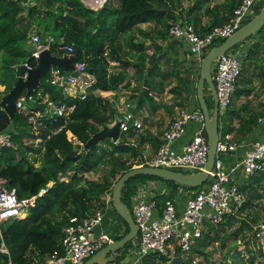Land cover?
I'll return each instance as SVG.
<instances>
[{
	"label": "trees",
	"instance_id": "16d2710c",
	"mask_svg": "<svg viewBox=\"0 0 264 264\" xmlns=\"http://www.w3.org/2000/svg\"><path fill=\"white\" fill-rule=\"evenodd\" d=\"M23 1L26 0L0 3V86L2 87L0 94H5L13 86L14 66L25 63L36 65L31 58L32 51H29V46L26 44L28 34L35 27L38 29L36 34L41 37L42 45H45L47 37H52L56 43L63 41L64 44L71 45L74 49V54L70 56L71 63L83 62L87 74L92 76L95 82L87 90L85 100L80 101L62 95L57 88L46 82L47 76L41 79V87L37 92H40L42 97L48 95L53 101L75 106L66 123L63 119H42L41 125L34 129L28 122V116L16 113L9 129L14 148L0 151V179L5 181L7 189L16 190L18 198L34 196L35 204L28 209L25 218L9 220L3 225V239L9 251V259L0 255V264H8L9 261L11 264H38L53 254L62 256L63 229L68 224V218H83L99 211L104 212L105 202L101 199L102 196L111 194L118 178L132 169L135 160L131 159L132 162L129 163L128 159L137 157V152L126 142V138L135 135L132 130L125 135L122 134L124 137L121 142L117 141L116 144L111 142L107 151L100 150L96 146L82 150L79 146V144L84 145L92 134L112 123L119 116L117 109H114L99 92L125 90L130 88L131 82H134L135 95L130 99L136 105L135 111L146 107L154 111L158 105L151 93L160 95L166 88H168L167 92L177 100L172 107L181 108L182 99L186 100V107L190 97H195L198 73L194 81L192 74L196 73L199 68L196 64L200 62L193 57L194 60L190 65L181 64L184 59L179 58V47L186 49L183 53L192 55L181 41L168 36L169 28L180 23L192 26L198 34H205L227 22L232 10L240 2V0H221V5L205 8L204 12L212 14L213 20L208 27H197V19L190 17V14L198 12L202 6L215 0H117V7L108 0L96 12L85 8L80 0H50L42 15H39L41 13L34 5L20 3ZM182 1H193V3L187 10L182 11ZM155 4L158 10L155 9ZM164 8L168 10L163 11ZM220 9L224 10L225 14L219 16ZM67 17L72 18L73 21ZM143 24H149L151 28L140 29L139 26ZM260 33L261 31L257 32L259 39L264 41ZM65 35L67 42L64 40ZM252 37L254 36L245 41H249ZM117 40H121L122 44ZM146 42L154 49L151 54L147 53ZM208 47V50L203 52V57L214 45ZM50 51L59 57L64 54L62 51L56 52L54 46L50 47ZM250 54L249 52L244 57L243 65L249 63ZM112 62L122 68L117 69L116 65H111ZM193 66L198 68L194 70ZM184 67H191V72ZM129 68L134 71L132 77L128 75ZM237 85L238 81L235 90ZM239 92H241L239 95H242L249 91L241 89ZM207 98L206 103L211 111ZM33 108L43 111L44 105L39 100ZM196 109H199L197 101ZM60 127H63L60 132L52 134ZM226 133L223 132V135ZM68 134L78 143L73 144ZM36 139H41L42 142L38 146L28 147L27 140ZM160 142L161 139L158 144ZM71 152L75 155L70 156ZM125 155L128 156L127 159ZM102 168L103 173L100 174L99 180H89L85 177V174L98 170L100 172ZM259 175L260 178L256 177ZM262 175L264 174L247 178L254 181L258 189L252 188L249 181L247 184L237 186L246 196V202L238 213L253 207L254 202L260 201L264 204L260 193L264 190ZM149 182H158L165 186L163 194L156 192L152 195L159 211L165 201L173 200L178 188L197 189L161 178L136 176L129 179L121 190V200L130 211L133 196L142 185ZM42 191L44 192L39 195ZM110 207L116 215L112 201ZM235 221L233 217H228L218 227L229 226ZM121 222L124 225V232L114 240H119L128 232L127 225L122 220ZM238 230L232 233L233 240H237L240 233ZM242 235L244 236L243 233ZM228 239L229 236L223 238L222 247ZM202 241L206 246L207 236ZM131 243L126 244L119 251L120 255L114 264L122 261V254L131 247ZM155 258V256L147 257L141 261V264H153L152 260ZM235 258L238 259L239 256L233 257L231 262L224 260L219 264L255 263V256L246 260ZM159 259L166 262L163 257Z\"/></svg>",
	"mask_w": 264,
	"mask_h": 264
},
{
	"label": "built area",
	"instance_id": "2783aa9c",
	"mask_svg": "<svg viewBox=\"0 0 264 264\" xmlns=\"http://www.w3.org/2000/svg\"><path fill=\"white\" fill-rule=\"evenodd\" d=\"M9 1L17 2V0H0V3ZM260 1L240 0L238 6L232 10L227 22L205 34H198L190 25L176 23L169 28L168 36L186 45L188 52L200 62L203 57V50L215 40H225L237 31L249 16L253 6ZM106 2L107 0H81L83 6L91 11L99 10ZM30 44L35 46V50L31 54L35 64L38 53L43 49L50 50L51 46H54L56 52L62 51L69 56L74 54L71 45L64 44L63 41L56 43L52 37H47L45 45H42L41 37L37 34H31ZM23 65L27 70L36 66L27 63ZM75 66L76 71L71 74H66L65 69H49L46 74V82L57 88L62 95L83 101L86 98L87 90L94 84L95 80L87 74L83 62H78ZM242 70V61L237 54L228 51L220 54L212 63V80L219 110H225L231 104L236 82L240 78ZM37 91L26 96L28 101L24 97L17 100L16 111L28 116V122L34 129L41 125L42 119H63L66 123L75 106L53 101L49 99L48 95L42 97L41 93ZM39 100L44 105L43 111L33 108V105ZM26 102H30L32 107H26ZM260 104L264 111V94L260 97ZM117 112L119 116L115 120L120 122V134H127L130 130L137 132L143 129V122L140 120L143 110L135 111L133 105L124 100L121 109ZM115 120L107 127L112 126ZM188 122L195 123L197 127L190 141L182 147V152L176 153L172 145L184 135ZM257 124L264 127V113L257 119ZM62 128L54 130L52 134H57ZM70 139L74 144L75 138L71 136ZM41 142V139L34 140V146ZM5 148H14L9 132L0 133V151ZM236 149L237 144L229 142L228 135L219 136L216 160L212 171L209 173V183L198 187L193 192L192 197L186 200L181 214H177L174 200L165 201L160 211L156 208L152 195L156 192L164 193L165 186L162 183L149 182L137 190L132 198L131 215L138 228L136 254L139 261L152 256L165 258L167 264H170V261L175 258H179L182 262L188 260L196 242L203 238L205 224L218 226L226 218L236 215L241 210L246 202V196L239 191L237 185L231 183L230 174L235 169H240L246 178L264 174V143L253 142L250 145V150L245 152L241 162L230 171H225L220 157L234 152ZM207 153V136L201 111L199 109L192 111L181 109L162 132L161 142L155 154L141 166L166 169L183 174H187L186 172L188 174L197 173L203 169ZM61 180H65V178H61ZM105 196V205H110L111 194ZM34 204V196L20 199L16 190L7 189L5 181L0 179V255L9 259V251L3 239V225L9 220L25 217L28 209ZM101 223L102 213L100 211L83 218L69 217L68 224L63 229L62 247L64 254L62 256L53 254L38 264H83L100 249L114 241L112 235L104 233L102 230L96 239L92 238L93 228L96 225L101 226ZM8 264L11 262L9 261Z\"/></svg>",
	"mask_w": 264,
	"mask_h": 264
},
{
	"label": "crops",
	"instance_id": "0c3cea01",
	"mask_svg": "<svg viewBox=\"0 0 264 264\" xmlns=\"http://www.w3.org/2000/svg\"><path fill=\"white\" fill-rule=\"evenodd\" d=\"M48 1L50 0H26L20 3H27V4L34 5L38 11H41L42 9L46 10ZM111 2L113 6L115 7L118 6L117 0H111ZM256 7L257 5H255L253 10H256ZM40 13L41 14L39 15H42V12ZM196 16H193V18H196V19L198 18L197 23H196L197 27H208L213 20V18L210 19V22L208 21L209 22L208 24L201 23V20H199V18H201L200 13L196 14ZM141 27L142 25L139 26V28ZM37 31L38 29L36 27L32 28L31 33L36 34ZM31 33L28 34V41H26V44L28 46L31 45L30 44ZM257 40H258V37L256 36L252 40L246 41L244 45L246 46L248 42L253 43L254 41H257ZM257 67H258L257 64H255L253 68H250L251 73H249V78L247 79L246 83H244L242 79L241 80L239 79L240 81H238V85L236 87V90L234 91L231 105L227 109V113L222 117V121L219 122V136H223V132L226 131L227 132L226 135L229 136V142L237 144V149L234 152L224 154L220 157L225 171H230L232 168H234L237 164L241 162L242 158L244 157L245 152L250 150V145L253 142L259 141V142L264 143V127L257 124V119L261 117L264 113L263 108L260 104V97L264 94V70L261 69L260 67L257 69ZM244 76L245 75H242V78ZM241 89L245 91H249V92L239 95V93H241L239 92ZM0 90H2L1 86H0ZM120 90H124V89H120ZM99 93L102 97H105L111 103L114 109H117V107H114L115 105L114 100L106 96L108 95L109 96L113 95L114 97L118 96L119 91L99 92ZM151 94H152L154 101L157 103L158 107L155 108L154 111H152V108H148V107L141 109L143 110V113L140 116V120H142L143 122V129L140 130L139 132H135L134 136L130 138H126V142H128L137 152V157L134 158L135 162H133L134 165L132 168L141 167V165L146 160L150 159L155 154L159 146L158 142L161 139L162 132L166 129L168 124L176 117L177 113L182 109L176 106L172 107L171 103L170 105L168 104L164 106L162 105L160 99L159 101L156 100L157 94H155L154 92ZM2 95L0 94V96ZM133 95L135 94L133 93ZM209 95H210V92L207 90V93H205V96L209 97ZM127 96L128 95L124 96V100L126 99ZM158 96H161V95H158ZM123 102L124 101H121V103ZM183 109L187 111H192L196 109V100L194 96L190 97L189 103ZM196 127H197L196 124L193 122L187 123L184 135L180 139L175 141L172 145V148L176 153L182 152V147L190 141L192 134L195 131ZM81 145L82 144H79V146ZM260 176L261 175H259L258 177ZM262 177H264V175H262ZM230 179H231V183L237 186L247 184L249 181L252 184L251 186L252 188L258 189L257 184L251 179H247L246 177H244L240 169H235V171L230 174ZM262 184H264V181H262ZM193 192H195V190H186L181 187L175 191V196L173 200H174V205H175L177 214H181L183 212L186 200L192 197ZM105 197L106 196L104 195L102 196L101 199L104 201ZM263 202H264V199H263ZM107 206L110 207V205H107ZM256 206H257V202H254L253 207L255 209H256ZM261 207H264L263 203L261 204ZM106 209H107L106 212L103 214L101 230L104 233L112 235L113 238L122 235V233L124 232L123 223L113 213L112 210H108V207ZM104 221L106 223L105 226H103ZM230 227L231 225L218 227V226H212V225L210 226L208 224H205V230H204L203 235H204V240H205V236H207V243L209 245L204 246L202 243L203 239L197 241L190 255L191 256L198 255L204 258L206 257V255L204 254H207L206 249L210 248L211 245H213L215 247H220V250L218 253V255L222 254V257L220 258V262L224 260H226L227 262H231L233 260V257L239 256V252H240L238 250V252L235 253V255L231 254L230 249L235 246L234 244H237V246H240L241 250H244V251H246V245L245 243H243L242 234L239 233L238 235L239 238L241 235L240 242L237 241V242L231 243L228 239L227 242L224 243L225 246L222 247L221 241L223 240L225 236H228L227 234L229 232ZM249 231L250 230L247 229L244 232L247 234ZM212 240H214L215 242H212ZM137 243H138V239L135 238L131 243V247L122 254L123 256L122 261L118 262L117 264H141L136 254ZM250 244H252V242H250ZM247 247L249 249V243H247ZM204 248L206 249L204 250ZM200 252H202L203 254H200ZM119 255L120 253L118 252V256ZM114 261L109 264H114ZM219 263H215V264H219Z\"/></svg>",
	"mask_w": 264,
	"mask_h": 264
},
{
	"label": "water",
	"instance_id": "95a60500",
	"mask_svg": "<svg viewBox=\"0 0 264 264\" xmlns=\"http://www.w3.org/2000/svg\"><path fill=\"white\" fill-rule=\"evenodd\" d=\"M155 9L158 10L157 4H155ZM162 10L167 11L168 9L164 8ZM68 19L73 21L72 18ZM263 27L264 4L252 19L225 39L221 45L211 48L199 63L195 97L199 110L203 115V124L208 144L207 159L203 169L197 173L183 174L166 169L141 166L124 172L116 181L111 192V198L112 208L116 215L127 225L128 232L119 240H114L112 243L100 249L83 264L112 263L117 258L118 252L137 237L138 228L133 221L130 210L121 200V190L129 179L136 176L156 177L190 188H198L209 183V173L214 167L216 147L219 142V109L215 86L212 80V63L220 54L229 51L232 47L245 41L247 38L256 35ZM64 40L66 42L68 41L66 35L64 36ZM34 50L35 46L33 44L29 45V51ZM51 68L65 69L72 73L76 71V66L71 63L69 55L63 54L59 57L52 54L49 49H43L38 53L37 63L33 69L27 70L25 65L22 64L16 66L13 86L5 94L0 96V133L9 131L10 125L16 117L17 100L37 91L41 87V79L46 76L48 70ZM205 89H208L210 92L209 97L212 98L213 106L211 111L206 103ZM119 126L120 122L115 120L112 126L101 128L98 132L92 134L84 144L83 150H89L105 140H110L112 143L117 142L120 135ZM74 155V152L70 153V156ZM262 225L264 226V221ZM100 233L101 226L96 225L93 228L92 238L96 239ZM170 264H182V261L179 258H175L170 261Z\"/></svg>",
	"mask_w": 264,
	"mask_h": 264
},
{
	"label": "rangeland",
	"instance_id": "374dc122",
	"mask_svg": "<svg viewBox=\"0 0 264 264\" xmlns=\"http://www.w3.org/2000/svg\"><path fill=\"white\" fill-rule=\"evenodd\" d=\"M80 2H81V0H80ZM108 2L111 3V0H109ZM192 3H193V1H191V2L182 1L181 2L182 11H185L189 7H191ZM221 3H222L221 0H215L214 2H211L209 4H205L204 6H202V8H200V10L198 11L200 13V17L201 18H199V20H201V23L208 24L210 22V19L213 18V16L210 15L209 13L206 14L204 12V9L207 8V7L214 6V5H221ZM263 4H264V0H261L259 3H256L255 5H257L258 8L256 7V10H253V8L255 7V5H254V7L252 8L249 16L246 18V20L244 21L243 24L247 23L250 19H252L260 11V9L263 6ZM100 9L101 8H99V10ZM99 10H97V11H99ZM43 11H45V10L42 9L40 12H43ZM94 12H96V11H94ZM198 12H196V13L192 12V14H190V17L191 16L192 17L196 16V14H199ZM222 14H225V11L224 10L222 11L220 9L219 16H221ZM150 28H151V25L143 24L140 29L148 30ZM260 31H261V33H260L261 36L263 35L262 37H264V29H262ZM256 36L258 37L257 41H254L253 43H249L248 42L246 46L244 45V43L246 41L244 43H239V44L235 45L234 47H232L228 51L229 53L237 54L238 58L242 61V63H243L244 57H246L249 52L251 53L250 57H249V60H248L249 63H245L244 65L242 64L243 65V70H242V73H241V77L239 79L240 80L242 79L244 83H246L247 79L249 78V73H251L250 68H253L255 64H257V66H258L257 69L260 67L261 69L264 70V41H260L259 34L255 35L254 37H256ZM254 37H252L250 40H252ZM223 41L224 40L217 39L212 44L214 45V47H217V46L221 45ZM117 42L122 44L121 40H117ZM145 45L148 47L147 53L151 54L154 49H152V46H150L149 43H147V42H146ZM208 48L204 49L203 52L207 51ZM183 51H186V49L182 48V47H179V49H178L179 58L180 59H184V60H182L181 64L184 65V66L190 65L191 62L194 60V58H193V56H190L189 54H186V52L183 53ZM0 61H1V56H0ZM111 65H116V64L114 62H112ZM196 65L199 66V64H196ZM198 66H193L194 70H196L198 68ZM115 67L117 69H121L122 68L121 66L117 67V65ZM0 68H1V63H0ZM161 69H163V68H161ZM184 69L189 70L190 72L192 70L191 67H188V68L184 67ZM65 71L69 72L67 70H65ZM197 73H198V70L196 71V73L192 74L193 81L196 80ZM0 74H1V70H0ZM66 74H68V73H66ZM133 74H134V71L131 68H129L128 69V75L132 77ZM242 75H245V76L242 78ZM239 79H238V81H240ZM173 83H175V82H173ZM131 85H132V87L130 86V88H128V89L120 90L118 96H115V97L113 95L106 96V97H108V98L110 97V98H112V100H114V104H115L114 107H117L118 111L122 107L121 101H124V96L125 95H128L125 100L129 101L132 105H134V107L136 106L135 103L130 99V97L132 98L133 91L135 89L134 82H131ZM167 90H168V88H166L163 93H160L161 96L157 95V99L156 100L159 101V99H160L162 105H164V106L168 105V104L170 105V103L173 106L174 103L177 100H176V98L174 96L169 94L167 92ZM182 97H184V95H182ZM24 98H26V100L28 101L26 96H24ZM207 101H208L209 105L212 108V106H213L212 105V98L208 97ZM231 101H232V99H231ZM181 102L183 103V106H181V108L183 109L185 107V105H186V100L182 99ZM25 105H26V107H30V108L32 107L30 102H26ZM227 109H225V110L220 109L219 110V122L222 121V117L227 113ZM124 135L120 134L118 141L121 142V140L124 137ZM68 137L71 138V135L68 134ZM74 144H77V142L75 141ZM110 144H111L110 140H105V141H102L99 144H97L96 147L99 148L100 150L107 151L108 148L110 147ZM27 145H28V147H35V146H33L34 145V140H31V141L27 140ZM74 146H77V145H74ZM83 146L84 145H81L82 150H83ZM77 152H80V151H77ZM32 154H33V152H31L30 155H32ZM127 157L128 156H126L125 158L127 159ZM131 159L133 160L134 158L130 157V159H128L129 163L132 162ZM39 160H40V157H39ZM101 170L102 171H100V172L98 170L97 172L85 174V177L87 179H89V180H96V179L99 180V175L100 174L102 175L103 168ZM256 177H258V176H256ZM258 178H260V177H258ZM206 184H204L203 186H205ZM261 193H262V197L264 199V190H262ZM107 207H108V210H111V207L105 205L104 212H101L102 213V220H103V214L106 212V210H107L106 208ZM131 208H132V205H131ZM230 217H233L234 220H236L235 222H232L231 227L229 229V232L227 234L229 236V241L231 243L237 242V241H239V242L241 241V239H240L241 235H240V238L237 236V240H233L232 233L235 230H238V228H240L239 230H240V233L242 234V233H245L244 231H246L248 228H250V229H248L250 231L247 234L245 233L244 236L242 235L243 236V243H245V245H246V251L241 250L240 246H237V244H234L235 246L230 249L231 250V254L235 255V253H237L238 250H239L240 252H239V258L238 259L242 258V259L246 260L248 257L255 256V263L254 264H264V226L262 228L261 227L262 224H260L262 222V220L264 219V208L261 207V202L260 201L257 202L256 209L254 207H250V209L249 208L245 209V210L241 211V213H236V215L230 216ZM105 225H106V223L104 221L103 222V226H105ZM203 238H204V235H203ZM114 239H115V237H114ZM250 242H252V244H250ZM247 243H249V249L247 247ZM208 245L209 244L207 243L206 246H208ZM205 249L206 248H204V250ZM219 250H220V247H215V246L211 245L210 248L206 249L207 254H204V255H206L207 258L206 257L203 258L202 256H198V255H195V256L192 255V256L188 257V260H183L182 264H193V262H195L194 264H215V263H219L220 262V258L222 257V254L218 255ZM238 259H236V260H238ZM139 262H141V261H139ZM152 262H153V264H167L164 261H161L159 258L153 259Z\"/></svg>",
	"mask_w": 264,
	"mask_h": 264
},
{
	"label": "clouds",
	"instance_id": "9594fccd",
	"mask_svg": "<svg viewBox=\"0 0 264 264\" xmlns=\"http://www.w3.org/2000/svg\"><path fill=\"white\" fill-rule=\"evenodd\" d=\"M53 54V53H52ZM16 69V68H15ZM39 90V89H38ZM262 227H263V225H262Z\"/></svg>",
	"mask_w": 264,
	"mask_h": 264
}]
</instances>
